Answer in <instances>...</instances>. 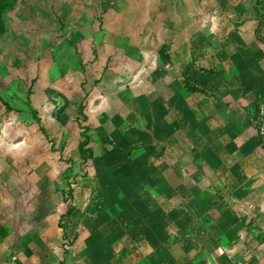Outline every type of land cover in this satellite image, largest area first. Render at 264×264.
<instances>
[{
  "label": "crops",
  "instance_id": "1",
  "mask_svg": "<svg viewBox=\"0 0 264 264\" xmlns=\"http://www.w3.org/2000/svg\"><path fill=\"white\" fill-rule=\"evenodd\" d=\"M159 1L162 11L170 9L171 2ZM173 6L169 29L157 26L164 39L144 47L154 48L155 60L161 56L159 66L138 47L128 57L133 69L114 58L107 42L92 43L91 55L83 50L94 77L79 115L59 130L62 148L49 161L56 175L46 185L44 173L41 200L34 201L32 187L17 191L25 202L0 201L2 210L19 209L15 224L0 220V231H18L0 242V264H264V141L255 118L264 104V0ZM65 33L74 45L81 39L72 27ZM129 69L132 79L142 76L152 87L150 95L124 99L126 91L113 82L110 99L129 106L121 112L108 104L99 122L89 123L90 106L98 105L84 106L89 91L118 73L128 82ZM147 96L152 106L138 110ZM157 98L161 104L154 105ZM85 140L83 162L78 148ZM63 171L65 181L72 178L66 200L67 189L52 184Z\"/></svg>",
  "mask_w": 264,
  "mask_h": 264
},
{
  "label": "rangeland",
  "instance_id": "2",
  "mask_svg": "<svg viewBox=\"0 0 264 264\" xmlns=\"http://www.w3.org/2000/svg\"><path fill=\"white\" fill-rule=\"evenodd\" d=\"M100 1H58L56 11L60 14L66 26L70 25L72 17L81 19L78 20V22H81L80 26L72 27L74 30L73 37L81 38L76 40V45H70L65 40L64 43L63 41L62 43L55 41L59 30L58 21L52 14L49 16L50 18L47 15L39 14L34 4L28 10H24L25 5L21 4L20 9L16 11V20L19 24L7 21L5 25L8 29L4 28L1 31L0 201L6 203L23 200L21 202H25L26 198L17 191L22 190V188L31 191L32 187L34 192H31V194L36 195L34 201L41 200L40 195L44 188L40 184H42V180H47V178L43 179L44 173L49 174L46 185L51 183V178L56 175L53 171L57 166L53 165L54 169H52L49 161H56L54 158L57 157L58 150L60 151L62 148L58 137V134L61 133L59 130L73 123L75 117L79 115L78 110L80 101L84 97L83 93L89 88L94 77L93 74L88 75L87 73L90 71L89 66L84 62V49H87L90 54L92 43L107 42V46L114 53V58L133 69L136 63L129 61L128 57L133 56L134 50L139 48L145 55L150 56L154 65L159 66L161 56L155 60L153 58L154 48L148 52L144 47L158 46L164 39L165 35L160 32L161 30L157 26L168 27V20L165 19L166 13L174 7L175 0H167L171 2V7L165 11H162L163 4L159 0H107L106 5L102 6ZM106 7H108L107 13ZM154 8H156V13L149 15L150 10ZM102 13L106 14L102 15ZM93 15L102 17L101 26L108 32L97 30L96 25L98 23L95 22L98 17L95 19ZM11 23L12 25H10ZM177 24L179 25L180 22L178 21ZM151 28L155 29L154 39H152L153 31ZM187 34L188 32L183 33L184 38ZM72 42L74 43L73 40ZM20 44H26L28 47L23 48V53H18V56L20 55L18 60L22 64L17 69L12 64L15 59L12 48H14L13 45ZM84 44L86 47L81 48L80 46H84ZM56 45L61 53V56H59L60 61L55 60L50 54ZM40 49H42L44 56L40 61H35ZM130 51L131 54H127ZM164 54L162 56H166ZM131 70L129 69L124 74L128 75V82H125L121 78V74L118 73V76L111 77L110 83H106L102 87H94L89 91L91 101L89 98H85L87 102L84 101V106L88 105L89 107L90 102H98V105L90 106L92 114L88 118L89 123H98L97 114L102 110L101 107L105 108L108 104L118 106V111L121 112L127 109L126 105L128 104L121 106L118 102H113L110 99L111 96L113 97L111 95L112 91H110L113 82L117 84L118 90L126 91L121 93L124 99H131L133 96L138 97L142 94L150 95L152 87L145 85L146 82L142 76L132 79L129 74ZM93 71L97 75L100 71L99 66ZM156 80L158 84L164 82L160 75L156 76ZM152 83L153 87H158V84ZM29 87H31V93L28 91ZM129 87H132V92H128ZM137 91L139 92L137 93ZM156 93L159 94L160 91L155 90L153 97L156 96ZM159 99H156L154 105L161 104ZM139 101L142 100L139 99ZM149 102L150 98L147 96L144 102L138 104V110L145 106H152V104H147ZM113 106L109 105V107ZM151 113L152 110L142 113L136 112L140 116ZM42 128L49 132L50 135L47 133L48 138H45L41 131ZM69 136L70 134L67 137ZM71 141L72 139L68 138L67 143ZM64 152L66 153V151ZM37 167L43 171L40 175H35V172H33L34 168ZM48 168L52 170L51 173L47 171ZM55 172H57L56 169ZM67 173V171L61 172L60 177L55 181L53 180L52 184L55 182L60 188L62 186L65 189L69 188L72 178L68 181V178L65 177V181L63 177ZM48 190L51 191L52 189ZM18 210V207L16 208L14 205L6 210L0 208V211H2L0 220L15 224V213ZM16 233L15 230L8 228L0 231V242L15 237Z\"/></svg>",
  "mask_w": 264,
  "mask_h": 264
},
{
  "label": "trees",
  "instance_id": "3",
  "mask_svg": "<svg viewBox=\"0 0 264 264\" xmlns=\"http://www.w3.org/2000/svg\"><path fill=\"white\" fill-rule=\"evenodd\" d=\"M59 0H0V33L4 28L6 27V22L10 21V22H15L17 24H19L16 20L17 18V14L16 11L20 9V5L23 4V6L25 5L24 10H28L29 8H32L31 5L34 4V7L37 8V11H39V14H44L47 15L48 17L51 16V14L53 15V17L58 21L59 23V30H58V34H56V39L55 41L57 42H61L64 40L66 42H68V44L70 45H74L71 41V39H69L65 33V30L68 27H73V26H80L81 22H78V20H81L80 18H75L72 17L70 20V25L65 24V22L61 19L60 14L56 11L57 10V4H58ZM107 0H101L100 4L102 5H106ZM105 14V13H102ZM102 16V15H101ZM96 20V24L98 23L99 25H101L102 22V17H100L99 15H93V18H95ZM50 18V17H49ZM80 24V25H79ZM12 25V23L10 24ZM20 28V25L18 26ZM40 29V28H38ZM60 40V41H58ZM14 48H12L13 54L15 53V59L12 62L13 66L16 67L17 69L20 68L21 66V62L20 60H18V53H23V48H27L28 46L26 44H20V45H13ZM40 54V55H39ZM39 54L35 57V61H40L44 54L42 53V49H40ZM55 60L60 61L59 56H61L60 51L57 48V45L54 47L53 52L50 53ZM35 81V80H34ZM33 83V82H32ZM32 85V84H31ZM187 89H189V91H191L188 85H187ZM29 93H31V87H29L28 89ZM259 111L256 113L255 118L258 117ZM42 133L44 135L47 136L45 129L42 128ZM87 143V141L85 140L82 144H79V153L81 155V159L84 162L85 159L88 157L87 155L84 154V150L82 149L83 146H85V144ZM86 149V148H85ZM86 152H88L89 150H85ZM61 193L63 194L62 199L66 200L65 194H67L70 198H72L71 193H72V189H67V190H62ZM60 223V222H59ZM60 225V224H59Z\"/></svg>",
  "mask_w": 264,
  "mask_h": 264
},
{
  "label": "built area",
  "instance_id": "4",
  "mask_svg": "<svg viewBox=\"0 0 264 264\" xmlns=\"http://www.w3.org/2000/svg\"><path fill=\"white\" fill-rule=\"evenodd\" d=\"M256 122L258 125V135L264 141V104L261 106L259 115L256 118ZM231 264H243V262L240 260H233Z\"/></svg>",
  "mask_w": 264,
  "mask_h": 264
}]
</instances>
